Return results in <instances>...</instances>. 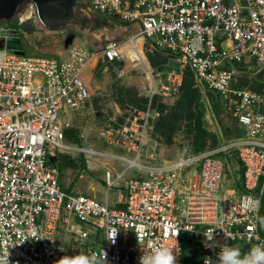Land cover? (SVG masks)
Here are the masks:
<instances>
[{"label":"built area","instance_id":"2783aa9c","mask_svg":"<svg viewBox=\"0 0 264 264\" xmlns=\"http://www.w3.org/2000/svg\"><path fill=\"white\" fill-rule=\"evenodd\" d=\"M89 1L97 13L140 22L141 36L154 48L179 55L198 85L223 97L244 134L216 150L162 161L157 144L148 141L163 113L153 102L178 97L185 74L173 69L162 79L145 63L146 104L130 106L124 123H107L101 132L132 156L73 145L65 142L66 132L77 129L73 117L91 102L83 73L97 52L83 42L61 58L0 49V255L9 252V264H55L70 256L67 242H59L61 230L80 240L93 236L90 255L104 249L107 264H140L143 252L163 246L175 247L180 264L183 234L198 241L201 264H213L223 245L242 254L264 245V90L236 84L240 70L233 65L255 60L264 71V0ZM0 29L18 33L11 25ZM128 44L132 57L118 41L107 43L105 62L144 61L135 39ZM63 152L125 162L116 175L110 168L105 174L109 189L123 186V207L64 190L60 170L50 163L51 155ZM222 152H234L244 168L241 190L224 186L225 162L217 157ZM131 169L136 175L127 178ZM110 230H119L115 243L105 239ZM212 235L214 246H206Z\"/></svg>","mask_w":264,"mask_h":264},{"label":"rangeland","instance_id":"374dc122","mask_svg":"<svg viewBox=\"0 0 264 264\" xmlns=\"http://www.w3.org/2000/svg\"><path fill=\"white\" fill-rule=\"evenodd\" d=\"M29 10H31V14L28 17L23 18L28 14ZM33 11L34 9H31L30 4L29 6L24 4L20 8L19 23L28 28L35 26L31 31H26L27 39L25 40L28 43L24 41L27 44V47L25 48V55L43 56L44 54L42 53H55L61 51L63 49V44L67 33L63 30H59L58 32H48L50 29L39 22L37 14L32 15ZM15 22L18 21L16 20ZM145 54L148 59L143 58L144 61H129V63L131 64L138 63L140 69L132 68L128 75L126 74L122 76L119 75V70L122 69L121 67H123V65L118 68L117 66L107 64L102 58H100L98 65L90 74L91 77L89 79V87L92 93L91 102L86 106L85 109H83L80 113H76L73 117V124L75 126L74 128L77 129H70L67 131V138L65 142L106 152V148L110 147L111 145L106 140V138L101 135V132L105 129L106 124L113 123L114 127L118 126L119 124L125 122L124 117L128 113L130 106L139 107L140 104L143 106L145 105L144 99H147L148 87L146 88V85L144 87H141L140 80H143V82L145 80H150L145 72V65L148 64V60L150 61L149 55L154 57V59L156 60V66H153L152 64L151 65L155 68L156 71L161 72L162 79H165L167 72L170 70L183 68L185 71L186 66H184V63L182 62L179 55L163 53L157 50H146ZM253 61L254 62L250 61L243 64H233L235 68L240 70L237 75L236 84L247 86L252 89L253 87H258L261 84L264 85V71L260 69L255 60ZM203 93L201 103L205 104L206 106L204 117L205 126L214 130L217 128L216 130H218V133L221 131L222 134V136L219 137V141L216 146L214 145V147H211L213 146L211 139L208 140L207 143L212 149H218L221 141L225 142L228 139L233 138L235 135L234 133L239 131V129H236V127H234L233 129L236 130L233 133H231L232 131H230V133L227 131L228 128L226 126V123H234V119L225 107L223 97L218 96V94L216 95L214 91V97L216 98V102L219 105V108H217L218 111H216L215 107H213V103L207 90H205V94L207 96L206 98L205 96H203ZM180 97L181 92L178 97L169 99L166 102H164L160 97H157L158 101L156 106L159 108L158 104L164 102L167 105V108L164 110L162 115H165L167 114V112H171L172 108L175 107ZM222 101L224 108L222 107ZM116 104L119 107H117ZM213 112L214 116L212 114ZM77 126H79L81 129H79ZM177 126L179 127L175 128L168 136L163 135L161 130L160 134L157 135V138L160 142H166L171 147H174L173 152H176V157L174 159H177L183 153H194L192 151V141L194 138V133L188 130L190 128L188 122L179 121V124ZM228 127H230V125ZM73 130L78 131V135L80 137H78V140H70L69 136H76V132H74ZM170 139L171 142H169ZM220 154H223L219 157L225 162V185L226 183L228 184L229 182H234V186L240 187L241 171L239 169L240 163L237 155L234 152H231V154L222 152ZM60 155H68L78 161L76 165H63L61 164V162V165H57L61 172L62 185H64L65 187L68 184L70 185V188H72L73 186L79 184L78 179L81 178L79 177V171L84 172L83 167H85L87 164L86 157L88 156L81 152H63L60 153ZM129 155L132 156L131 153ZM92 157L93 160H96L97 158L104 160L110 158L109 156ZM97 162L100 163V160H97L96 163ZM96 166L97 169H94L92 171L89 170L90 173L86 176L89 180H91V182L100 183L102 182V176L106 174L107 168L103 164L98 163ZM123 166L125 167L127 166V164L123 162ZM113 173L116 175V170H113ZM133 173L135 172L133 171ZM94 192L95 189H91V194L93 196L96 193ZM94 197L99 199V197ZM58 239L60 243L64 241L67 242L68 253L70 254V256L80 254L90 255V249L94 245L93 241H95V238L93 236L87 240H80V238H76L75 234L73 233H69L68 236H65L62 235V230ZM196 251H193L191 248L184 251V264H201L199 256L200 254Z\"/></svg>","mask_w":264,"mask_h":264},{"label":"crops","instance_id":"0c3cea01","mask_svg":"<svg viewBox=\"0 0 264 264\" xmlns=\"http://www.w3.org/2000/svg\"><path fill=\"white\" fill-rule=\"evenodd\" d=\"M90 18L92 19V24L90 26L78 27V26H73V24L70 23L69 26H73L74 27L73 29H71V30L66 29V27H68V26H66L65 29H62L63 31H65L67 33V35H66V38L64 40L63 49L61 51H58L55 53H42L47 57L61 58V57L68 56L70 47L73 44L83 42L85 45L89 46V48H91L92 50L97 52V54H96V57L88 64L87 68L85 69V71L83 73V77H84L85 81L87 82L88 86H89V79L91 77L90 74L98 65L100 58H102L104 60V58L102 56V50L106 46V44L109 43L110 41L116 40L119 43H121L123 50L128 55H130V57L133 56V52H134V49L128 44V40H130V38L135 39L137 52H140L144 56V58H146V59H148L146 54H145L146 50L147 51L157 50L159 52L167 53L161 49L154 48L148 39L141 36V34H140V32H141V26L140 25L141 24L138 21L126 22V21L121 20L119 18V16H117V15L100 14V13H97L93 10H92V13L90 14ZM51 31L58 32L59 30L50 29L48 32H51ZM26 34H27V32L23 31V34L21 35L24 40L27 39ZM68 40H70L71 42L67 43ZM129 61H132V60L127 59L125 61H116L113 63H107L106 62V63L111 64L112 66H117L118 68H120L123 65V67H121V68L125 72L124 75H126V74L128 75L132 68L140 69L138 63L131 64V63H129ZM250 61L254 62L253 60H248V62H250ZM147 66H150L151 68H153L155 70V68L151 65L149 60H148ZM149 84H150V80L149 81L145 80L144 82H143V80H140L141 87H144L146 85V88H147V87H149L148 86ZM199 86H200L202 93L204 92L203 96H205V98H206L207 96L205 94V89L203 88V86H201V85H199ZM169 99H173V98H167L163 101L166 102ZM116 106L119 107L117 104H116ZM212 114L214 116V112ZM159 119H160V117L155 121L154 130L152 131L151 137L148 141H149V143L157 144L160 159L162 161H165V160L167 161L170 159H174L176 157V152H173L174 147H171L166 142H163V141L160 142L158 140L157 135L160 134V131H156L155 126H156V123ZM233 121H234V123L232 122L231 124L226 123L227 128L231 129L232 132H235L236 129L244 131V128L236 121V119H234ZM229 125H230V127H228ZM234 127H236V129H233ZM216 129L214 130V129L208 128V130L215 132L218 137L222 136L221 131L218 133V130H216ZM235 137H238V136L235 135L233 138H235ZM233 138H230L225 142H228ZM225 142L221 141L220 146ZM211 150H216V149H214V148L212 149L211 147H208L204 152L211 151ZM105 151L108 152L109 154H117V155L118 154H128V155L130 154L115 144H111L110 147H107ZM87 156H88V157H86L87 158L86 159L87 164L85 167H83V171L85 173L79 171V177H81L78 179L79 184L76 186H73L72 188H70V185H68V184L65 187H64V185H62L63 189L67 190V191H74L77 193H83V194H86V195H89L92 197H94V196L99 197L100 200L108 201L110 206L113 208L123 207V202H122V200L124 198L123 186H115V187L109 189V187L107 186V183L105 181V174H104V176H102V182H100V183L91 182V180H89L86 175H88L90 173L89 170L92 171L94 169L95 170L97 169V166H96L97 163L103 164L104 166H106L107 169L110 168L112 170H116V172H120V171L124 170L126 168V166L124 167L123 163L119 162V160H115V158L110 157L109 159H106V160L97 158L96 160H93V157L91 155H87ZM63 159H64L63 156L60 155V153H57L55 155L50 156V163L53 167L58 168L57 165H59L60 162H61V164H63ZM97 160H100V163L99 162L96 163ZM77 162L78 161H76V163ZM99 168H100V166H99ZM239 169H240V166H239ZM133 171L134 170H132V169L128 170L126 172V177L130 178V177L136 175V173H133ZM91 178H93V177H91ZM224 186L225 187L238 188L239 190H241V188H242V175H241V186L240 187L234 186V182H232V183L229 182L228 184L226 183V185L224 183ZM91 189H95L96 193L94 192L95 193L94 196L91 194Z\"/></svg>","mask_w":264,"mask_h":264},{"label":"trees","instance_id":"16d2710c","mask_svg":"<svg viewBox=\"0 0 264 264\" xmlns=\"http://www.w3.org/2000/svg\"><path fill=\"white\" fill-rule=\"evenodd\" d=\"M11 26H15L17 32L19 34H23V31H31L35 26H32L30 28L24 26L23 24H20L19 22L13 23ZM167 53H170L168 50H163ZM172 54V53H170ZM150 62L153 66H156L157 62L149 55ZM184 82L183 86L181 88V97L178 99L177 104L175 107L172 108L171 112H167V114L162 115L160 119L157 121L155 129L156 131L162 132L163 135L168 136L175 128H178L177 126L179 124V121H187L189 124V131L193 132V141H192V151L194 153H200L204 152L210 145L207 143L208 140L211 139L212 145L211 147L216 146V144L219 141V137L214 132L208 130V128L205 126V104L201 103L202 99V91L200 89V86L197 83L195 74L193 70L190 67H186L184 71ZM254 90L262 91L264 90V85L261 84L260 86L253 87ZM211 101L213 103V107H215V110L218 111L217 108H219V105L216 102V98L214 97L215 94L221 97V95L214 90H207ZM158 98L156 97L154 99V106L157 105ZM144 102L146 104L147 99H144ZM159 109L164 112V110L167 108V105L163 102L158 104ZM223 101H222V107H223ZM140 108H143L144 106L140 104ZM224 108V107H223ZM76 132V136H69L70 140H78V131L73 130ZM227 131L230 133L231 129H227ZM227 133V132H226ZM233 133V132H231ZM228 134V133H227ZM244 134L243 130H239L235 133L236 136H241ZM234 135V136H235ZM67 136V132H66ZM80 138V137H79ZM171 142V139L170 141ZM223 154L218 153L217 157L221 156ZM63 165H76V160L71 158L70 156L66 155L63 156ZM240 171L241 174L244 172V168L240 164ZM261 232L264 234V200L262 204V210H261ZM190 237V238H189ZM182 245H183V252H182V260L180 264H184V256L183 253L186 249H192L193 251H198V241L194 240L190 235L183 234L182 235ZM200 254V253H199ZM200 256V262L202 263V257Z\"/></svg>","mask_w":264,"mask_h":264},{"label":"clouds","instance_id":"9594fccd","mask_svg":"<svg viewBox=\"0 0 264 264\" xmlns=\"http://www.w3.org/2000/svg\"><path fill=\"white\" fill-rule=\"evenodd\" d=\"M184 230L191 231L192 229L185 228ZM118 231L119 230H110L105 239H109L112 243H115ZM26 239L22 240V242ZM137 239L140 244L141 237L138 234ZM205 245L214 246L213 235L205 240ZM173 248L175 247H158L153 250L150 255H146L143 252V255L140 257V264H177ZM61 251H64L63 247H61ZM106 257L107 254L103 249V251L95 252L91 255H65L56 261L55 264H107ZM0 264H9V252H5L3 255H0ZM205 264H208L207 259H205ZM213 264H264V245L254 246L245 254H242L239 247L223 245L217 253L216 260Z\"/></svg>","mask_w":264,"mask_h":264},{"label":"water","instance_id":"95a60500","mask_svg":"<svg viewBox=\"0 0 264 264\" xmlns=\"http://www.w3.org/2000/svg\"><path fill=\"white\" fill-rule=\"evenodd\" d=\"M26 0H0V19L11 20ZM37 6V18L41 24L52 30H62L69 26L74 12L82 5L81 0H29ZM0 49H8L20 55H25V48L20 35H8L0 29ZM71 37V36H70ZM71 41L68 40L67 43Z\"/></svg>","mask_w":264,"mask_h":264},{"label":"flooded vegetation","instance_id":"af4514ba","mask_svg":"<svg viewBox=\"0 0 264 264\" xmlns=\"http://www.w3.org/2000/svg\"><path fill=\"white\" fill-rule=\"evenodd\" d=\"M81 3H82V5L79 6V9L76 12L73 13L74 16H73V19L71 21V24H73V26H78V27L90 26L92 24V19L90 18V14L92 13V8L90 6V1L89 0H81ZM24 4H26L28 6L30 4L31 5V9H34V11L32 12V15L37 14V6H36V4L34 2L26 0V1H24L21 4L20 8ZM20 8H19L18 13L16 14V16L13 19H11V20H2V19H0V27H2V26H6L7 27L8 25H12L13 23H15L16 20L19 22V19H20V15H19L20 14ZM73 26H68V27H66V29H70L71 30V29L74 28ZM17 35L21 36V34H19V33H17ZM0 38H1V35H0ZM22 40H23L24 48H26L27 47L26 43H28V42L26 40H24L23 37H22Z\"/></svg>","mask_w":264,"mask_h":264},{"label":"bare ground","instance_id":"6f19581e","mask_svg":"<svg viewBox=\"0 0 264 264\" xmlns=\"http://www.w3.org/2000/svg\"><path fill=\"white\" fill-rule=\"evenodd\" d=\"M30 14H31V10H29V11H28V14H27V15H25L23 18H26V17H28Z\"/></svg>","mask_w":264,"mask_h":264}]
</instances>
